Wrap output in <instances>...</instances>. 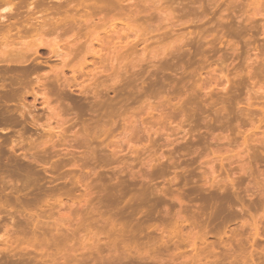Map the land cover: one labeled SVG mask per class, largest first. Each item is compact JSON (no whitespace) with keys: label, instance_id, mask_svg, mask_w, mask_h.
<instances>
[{"label":"rangeland","instance_id":"rangeland-1","mask_svg":"<svg viewBox=\"0 0 264 264\" xmlns=\"http://www.w3.org/2000/svg\"><path fill=\"white\" fill-rule=\"evenodd\" d=\"M154 2L117 7L139 38L101 31L80 117L47 84L0 111V264H264V0Z\"/></svg>","mask_w":264,"mask_h":264},{"label":"bare ground","instance_id":"bare-ground-1","mask_svg":"<svg viewBox=\"0 0 264 264\" xmlns=\"http://www.w3.org/2000/svg\"><path fill=\"white\" fill-rule=\"evenodd\" d=\"M128 1L130 2V0H0V111L7 113V111L9 112V110H4L3 107H11L12 105H15L16 108L13 107L14 110L17 108H21L20 111L22 112V110L26 111V109L28 108L27 105L32 106L35 102L40 103V100H38L39 94L37 93L34 94L35 97L32 94V96L34 97V103L32 105H26L25 102L27 100L25 101L24 96L27 95L28 92H24V94H22V92L23 90L29 91L28 89L30 88L34 91L40 86L43 87L42 84H45L44 86H46L47 84V86L43 88L44 94L43 92H41L40 94L42 96L40 97H42V106L45 107L46 105L45 108H47V110L50 112L49 115L56 117L57 119H54L58 120L57 116L62 117L60 116L62 109H58L59 111L61 110V112L59 113L60 115L57 114L58 110H56V113L55 109L63 105L62 108L64 106H68L70 109L74 110L73 112H75L76 110L77 112L75 113H78V116L80 117V114L82 115V110L79 107L73 105L74 99L72 101H68L69 99L67 98V93L76 95L75 90L77 88L79 89L78 86H80L81 83L83 84V82L76 84L75 81L77 79L75 78L78 77L77 71L80 70V68L82 70V66L87 65L88 57L99 59V53H103L105 45L99 44V42L102 43L101 39V41H99L101 31L106 35L112 36L113 38L115 37L116 40L120 42L118 43L120 45L122 43V36L129 39L130 36H135L136 38L141 34L140 32L142 30L140 26H138L136 23L134 24V22L132 21H125V19L124 21H121V18L117 19L120 20V22L118 21L120 24L119 27L123 34H121V31L117 30V20H114V15H116V13L118 14L119 11L117 10V7H119V5L123 6V4H126V2ZM141 1L144 2V0ZM149 1L152 3L154 1H156V3L159 2V0ZM157 5L159 6V4ZM124 8H122L121 10H124ZM116 10L117 12H115ZM160 11H162L163 13L167 12L166 9H160ZM100 26H102V29L100 28ZM142 34H144V31L142 32ZM108 40L111 39L109 38ZM116 43L117 42H115V44L113 43L114 47H112L113 49L111 48L112 52L108 53L110 55L106 56H108L111 65L115 60L117 61V63L122 65L124 62L122 58H125V56L127 58V55L123 56L121 54L123 53V49ZM96 44H98L99 50H97V48L95 47ZM164 44L165 45L163 46H166L167 43ZM163 46L161 45L160 48H165ZM145 47H143L144 49L142 51H146ZM156 48H158V46ZM166 50H168V48ZM151 51L154 52L153 47ZM160 52L161 49L158 52V55ZM162 52H164V50ZM162 52L161 55L165 54L166 51L164 53ZM158 55L156 54V56L154 57H157ZM118 57H120V59L122 60H120ZM53 62L56 63L51 64ZM89 64L90 63H88V65ZM119 64L118 66H120ZM44 67L49 68V70L47 69L48 71L46 72H49L52 78L48 76L49 73H47V81H45L46 83L43 82L44 79H42L43 81L39 79L40 77H37L39 80L35 79V76L33 77L35 80H38V82L30 81V79L28 78L29 74L35 69L39 70V68L43 69ZM114 67L115 65L113 64L112 68ZM19 68L21 70H19ZM66 68L69 69V72L71 71L72 77L74 79L73 82L75 84L66 82V75L64 71V69L66 70ZM120 68L121 67H118V69ZM95 70L97 69H94L93 72ZM117 71L119 72V70ZM32 75H34V73ZM91 81H93V79H91ZM82 84L79 89L80 95H82L83 93L87 94L88 90L91 91V87L93 89V86L91 84H88L89 88L86 87L88 85ZM261 86L260 89L263 88H261ZM41 87L40 91H42ZM97 87L95 86V88ZM97 89H93L96 93H93L94 91H91L94 96L97 95ZM83 90H87V92H84ZM20 101H22V103ZM52 101H55L57 103V106H59L55 109L52 108ZM35 106H32V108H34ZM30 110L32 109L30 108L29 111ZM9 114L7 115H12ZM36 123H39V120H37ZM38 125L36 124V126ZM50 126L47 127V132L46 128L42 129H45L44 132L47 133V138L51 137V134L53 133L56 135L59 134L58 130H60V125H58V123L56 127L53 125L52 127ZM41 127L43 126L39 125L40 129ZM39 128L37 130H39ZM181 128L182 127H180V129ZM240 153L239 155L236 154V156H241ZM196 244L197 243L191 245L196 247Z\"/></svg>","mask_w":264,"mask_h":264}]
</instances>
